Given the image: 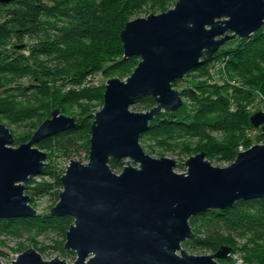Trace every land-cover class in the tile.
I'll list each match as a JSON object with an SVG mask.
<instances>
[{
	"label": "water",
	"instance_id": "1",
	"mask_svg": "<svg viewBox=\"0 0 264 264\" xmlns=\"http://www.w3.org/2000/svg\"><path fill=\"white\" fill-rule=\"evenodd\" d=\"M263 25L264 0H177L167 11L126 23L120 33L124 58L138 56L140 61L126 79L106 81L103 106L91 124L88 161L70 160L61 176L59 201L50 209L51 215L74 219L65 242L77 255L72 264L233 260L234 248L227 244L207 255L191 254L182 245L196 238L192 216L264 196V144L238 152L227 167L213 165L206 152H199L179 173L175 159L149 155L140 139L161 112L183 105L175 81L227 41L249 37ZM146 96L154 98L153 107L131 109ZM250 121L264 132V111L252 114ZM75 126V117L55 108L28 142L14 146L12 132L0 123V219L38 214L24 184L47 164L48 154L37 144ZM112 159L125 161L119 173L111 168ZM58 256L46 260L30 247L11 264H70Z\"/></svg>",
	"mask_w": 264,
	"mask_h": 264
},
{
	"label": "trees",
	"instance_id": "2",
	"mask_svg": "<svg viewBox=\"0 0 264 264\" xmlns=\"http://www.w3.org/2000/svg\"><path fill=\"white\" fill-rule=\"evenodd\" d=\"M174 0H12L0 2V13L6 17L0 22V74L11 75L12 86H6L8 98H1L0 112L13 123H20L45 117L57 104L79 106L76 126L54 136L45 138L51 146L63 154H72L87 148L89 152L92 112L95 102H104L103 84L97 86L82 85L90 75L99 72L115 71L127 77L131 68L137 63L138 56L124 58L123 43L120 33L134 9L154 3L161 9L170 6ZM12 27V28H11ZM38 37L37 42L27 38ZM13 39L10 46L3 41ZM25 45L24 48L18 46ZM10 51L14 56H9ZM7 55V56H5ZM45 55L54 60L51 67L34 65V60ZM224 62V67L233 71L240 79L251 86L264 89V25L246 38H233L227 41L211 57H204L201 63L190 73L196 72L203 78H212L215 63ZM29 78V83L22 82ZM178 81V80H177ZM175 81V82H177ZM192 82V80H189ZM174 82V84H175ZM50 84V85H49ZM173 84V86H174ZM58 86V90L57 87ZM230 84H207L214 92L208 101L202 99L200 85L193 82L182 88L181 95L190 97L196 109L189 110L183 104L178 110H164L150 122L149 130L141 138L158 141L174 136L192 135L202 137L204 128L224 129V122L231 123L236 129L251 124L250 117L244 109L232 112ZM56 87V89H55ZM22 96L27 102L18 103L14 98ZM83 104H80V103ZM138 102H145L148 109L156 102L146 96ZM217 109L223 111L225 121L205 122L204 116L217 115ZM231 110V111H230ZM220 112V111H219ZM42 123V122H41ZM39 123V125L41 124ZM38 125V126H39ZM260 137L264 139V132ZM31 138V137H30ZM39 143V144H40ZM205 143L201 148H207ZM235 146L227 149L226 158L236 157ZM209 150V149H208ZM125 165L124 160L112 159L111 168L119 172ZM45 172V168L42 173ZM55 174L52 175L54 177ZM56 184H61V177L55 176ZM49 184L41 185V191L50 189ZM52 186V185H51ZM74 219L71 216L58 217L51 214H37L33 217L0 219L1 229L8 231L19 228L42 231L59 226L69 229ZM190 224L196 234L195 240L185 244L202 245L206 248L233 245L226 231L235 234L249 232L252 235L251 246L244 245L242 254L245 262L264 264V196L250 200H239L228 210L211 209L205 213L192 216ZM67 232V231H66ZM235 247V245H234ZM237 252L234 248L233 253ZM224 264H235L221 260ZM223 264V263H222Z\"/></svg>",
	"mask_w": 264,
	"mask_h": 264
},
{
	"label": "rangeland",
	"instance_id": "3",
	"mask_svg": "<svg viewBox=\"0 0 264 264\" xmlns=\"http://www.w3.org/2000/svg\"><path fill=\"white\" fill-rule=\"evenodd\" d=\"M176 1L177 0H174L173 3L165 9H161L154 3H149L134 9L130 12L131 14L128 21L138 17H146L151 13L159 14L167 11L169 8L175 5ZM5 19L6 17L0 13V22L5 21ZM38 40V37L27 38L24 44L27 41H32L33 43L37 42ZM12 43H14L13 39L2 42V44L8 46H10ZM9 56H14L12 51H10ZM139 61L140 59H137V63L131 68L128 76L134 71ZM33 63L34 65L42 64L44 65L43 67H51L55 64L52 58H49L45 55H40V57L34 60ZM102 74L103 77L101 78V84L104 86L106 81L110 78L118 77L124 80L128 77H122L115 71L108 73L103 72ZM12 78L13 77H11V75L0 74V100H2L1 98L9 99L11 93L7 94L5 90L7 88L6 86H12L15 84V82L12 81ZM28 80L29 78H24L22 82L28 84ZM189 80H192V82ZM193 82L203 88L200 90L201 98H206L208 101L213 99L211 96L214 91L211 88H204V86L211 83L230 84L229 91L231 92L232 112H238L239 110L244 109L246 113L250 115L258 111H264V89L258 86H251L248 83L242 81L240 77L236 75V73L228 70V68L221 66L213 73L212 78H203L196 72L190 73L186 79L183 78L175 82L174 88L181 91L182 88L186 87L188 84H192ZM56 87L55 89L58 90V86ZM14 99L20 104L27 102V100L22 96H18ZM80 104L83 103L81 102ZM183 104L190 111H194L197 107V104L187 96H183ZM102 106L103 103L95 102V105L92 109L94 115L102 108ZM55 108H59L60 111L65 115L74 117V114L77 113L79 106L78 104H74L73 106L57 104L45 117L42 115L40 118L20 123L10 122L0 112V123L7 126L12 132L15 140L13 145L19 146L20 144L29 141L30 137L40 126L39 123L51 117V114ZM131 109L135 111H147L148 105L145 102H137L131 107ZM217 110V115H206L202 117V120L205 122L217 120L222 124L223 121H225V115L223 114L224 112L219 109ZM201 133L202 137L183 134V136H174V139L170 138L162 141H158L150 137L144 139L141 138L140 143L144 150L153 157H169L175 159L177 165L174 169L179 173H184L187 171V166L183 163H185V161L190 156L199 152H206V159L209 160L213 165L227 167L232 162H234L236 158H233L232 156L226 158L224 156L229 147L236 145L235 150L240 152L257 143L264 144V139L260 137V130L249 125H246V127L242 129H236L231 123L224 122V129L204 128L201 130ZM202 143H205L207 148L200 149V145ZM37 147L48 154L45 172L40 175L31 176L27 182H24L26 186L25 194L30 196V204L37 210L38 214L46 215L50 214V209L59 201V193L63 189L61 184H56L55 176L57 175L58 177H61L65 173L66 167L72 159L87 162L89 152L85 147L80 151L66 155L57 151L55 147L51 146V143H49L47 140L42 144H37ZM53 174H55L54 177H52ZM44 184L50 185V189L46 192L40 190L41 185ZM67 230L68 229L60 228L59 226L49 227L47 229H43L42 231L36 230L35 228L27 229L23 227L19 229L12 228V231H15V233H12L6 228L1 229L0 226V261H2L4 264H11L19 254L24 252L26 249L33 247L41 254L43 259L51 260L59 255V258L65 259L68 263L72 264L75 261L77 255L74 251L65 248ZM225 234L229 235L231 240L234 242L231 246L236 248L237 252L241 254H244V250L242 248L244 245L251 246L250 242L252 235L249 232L235 234L232 231H226ZM182 247L187 252L196 255L212 254L219 248H206L202 245H189L185 243H183ZM222 263L224 264V262ZM253 264L260 263L258 261H254Z\"/></svg>",
	"mask_w": 264,
	"mask_h": 264
},
{
	"label": "built area",
	"instance_id": "4",
	"mask_svg": "<svg viewBox=\"0 0 264 264\" xmlns=\"http://www.w3.org/2000/svg\"><path fill=\"white\" fill-rule=\"evenodd\" d=\"M224 67V62L223 61H218L215 63V68L214 71H217L220 67ZM103 74L102 72H99L97 74L94 75H90L89 78H87L86 80H84V82L82 83V85H75L73 86L74 88H79V87H84V86H97L101 84ZM233 255V259L235 261V264H248L247 262H245L243 256L241 253L239 252H235L232 254Z\"/></svg>",
	"mask_w": 264,
	"mask_h": 264
}]
</instances>
